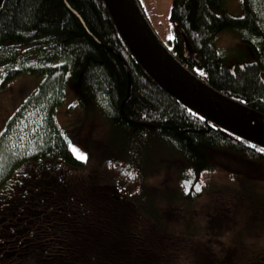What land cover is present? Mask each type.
I'll return each mask as SVG.
<instances>
[{"label": "trees", "instance_id": "trees-1", "mask_svg": "<svg viewBox=\"0 0 264 264\" xmlns=\"http://www.w3.org/2000/svg\"><path fill=\"white\" fill-rule=\"evenodd\" d=\"M242 1V15L233 17L225 12L223 0H173L169 19L174 38L162 43L202 82L264 114V49L252 46L259 62L231 66L212 41L228 28L244 29L248 39L264 36L254 0ZM24 71L40 77L0 134V237L12 239L9 251L14 252L13 262L1 252L0 261L16 264L22 257L29 264H128L127 251H118L127 238L154 246L151 237L161 245L167 234L189 240L201 230L210 231L203 234L213 239L210 252L215 253L229 225L213 223L203 229L183 222L181 211L206 191L204 185L197 192L196 182L226 168L217 163L231 156L252 163L250 168L259 166L249 176L233 173L249 217L231 241L257 249L247 257L248 264H264V151L259 150L264 146L218 125L163 89L130 52L103 0H1L0 86ZM68 78L78 82L75 102L86 112L73 116L74 134L94 111L111 130L107 146L117 155L101 164L95 158L89 162L91 141L88 159H77L56 120ZM18 89L21 94L23 88ZM19 119L27 125L21 131L14 128ZM154 173H165L170 185H152ZM121 174L130 178L134 191L130 183L116 181ZM184 184H190L187 190ZM223 184L217 180L207 193L219 192ZM63 187L68 188L65 194ZM125 189L131 193L126 195ZM43 199L49 201L53 229L38 234L31 225L37 215L32 206ZM128 219L134 226L129 235ZM8 224L17 229H8ZM32 245L47 247L44 258L39 255L43 248L31 250ZM132 261L159 264L160 259ZM196 264L216 262L206 253Z\"/></svg>", "mask_w": 264, "mask_h": 264}, {"label": "rangeland", "instance_id": "rangeland-1", "mask_svg": "<svg viewBox=\"0 0 264 264\" xmlns=\"http://www.w3.org/2000/svg\"><path fill=\"white\" fill-rule=\"evenodd\" d=\"M137 2L142 10V13L148 20L150 26L153 28L159 39L161 41H166L167 37L171 34L169 18L173 0H137ZM254 3L257 10L258 19L259 21H261L260 23H263L264 0H254ZM223 6L225 8V12L233 17H240L244 9L242 0H223ZM247 34L248 32H246L244 29L228 28L227 30H223L222 32L218 33V35L213 38L212 41L215 43L217 51L219 52L223 60L226 61V63L234 66L236 64L246 63L251 60H257L259 62L260 57H256V59H254V51L252 46H255L258 49H264V36L252 35L251 38L248 39ZM250 42L255 44L252 45ZM39 77V75L32 74L29 71H24L21 72L15 79L5 83L4 86H0V134L5 127L6 120L10 118V115L14 113L15 110H17V105H19L22 96L28 94L36 86V83L39 82ZM18 88H23L21 90V94H19ZM77 92L78 82L76 80L68 78L66 82V96L64 102L56 109V120L58 121L60 127L63 129L72 150L73 148L78 149V151L85 153L88 159L87 149L89 147V142L91 141V144L93 143L95 148L92 147V150H90L92 151V154L89 158V162L94 160L95 158L97 162L101 164L103 163L105 158L113 157L115 154L117 155V153H113L112 151H110L109 146H107L108 143L106 141V136L110 135L107 133V130L109 131L110 128L106 123H104L101 114H99V111H94L89 115L90 117L85 120V123L82 124V129L74 134L73 128L77 124L76 122L72 121L73 116L80 113L84 115V113H86L84 109L81 108L82 106L75 102ZM25 127H27V125L22 123L19 119L16 122L14 128H19V130L21 131ZM19 139H21L22 141V137H19ZM107 150H109L110 152H107ZM75 155L77 156L76 153ZM135 155L139 154L135 152ZM223 159L224 160L222 163L217 164L226 168H218L216 169V173L211 172L207 176L203 177V179L201 178L198 182H196L195 188L199 187L200 189H205V185L208 186L206 188V191H204L202 195H200L189 207H185L183 208V211H181L183 216L185 215L181 218L183 222L185 221L188 224L192 222V225H200L203 229L209 228V225L213 223H219V225H221L220 227L229 225V230L226 234V238H224L223 241L219 244L220 248L218 247L219 249H217L215 253L210 252L212 251L210 249V246L213 243V239L211 240L208 237H204V230H201V234L194 235L189 240L179 237L178 235L167 234V236H165V241H163L161 245V240H159L157 237H151L152 239H154V246L148 243L139 244V239L137 238H127L126 241H121L118 244V251L120 250V248L125 252L127 251V257H129L130 259L128 264H132V260L134 259L148 260L153 256L155 257V259L156 257L160 259L159 264H196L206 253L211 256L213 262H216V264H244V262L248 260L247 257H249L251 253L256 252V248L253 250L251 247L241 246L239 244L233 243L231 241V238H235L239 235L237 230L244 226L246 220L249 217L242 196L236 193L237 182L234 179V174L249 176L248 172L249 174H252L256 167L259 166L250 168L247 165H250L252 163H249L247 161L244 163L240 159L234 161L235 158H232L231 156H227ZM226 160L234 161L233 165L226 162ZM150 173L152 174V172ZM147 175L145 180L150 179V176ZM159 175L160 178H157L159 177ZM159 175H154V177L156 178H154V180H151L152 185L159 186V184L162 183L166 186L170 185L168 183L169 179L165 177V173L164 175L162 173H160ZM63 177L64 175L61 174V176L58 178L63 181ZM262 177H264V174L262 175ZM74 179L76 180V178ZM227 179L228 181H226ZM217 180L224 182L222 189L214 194L207 193L208 188L216 183ZM116 181H122V183L126 185L130 183V178L121 174L120 176L116 177ZM130 184L133 186L131 187V189L134 191L133 188H135L136 186L132 183ZM184 186L187 190L190 184H184ZM66 190H68V188L62 189L61 193L65 194ZM128 193H131V191L128 192L125 189V194L128 195ZM121 194L122 192H119L118 195L121 196ZM66 195H68V193ZM122 198L125 199V195H123ZM41 200L33 202L32 209L34 210V214L37 213V215L33 216L31 225L32 229H34L38 234H46L49 233L50 229H53L50 226V218L52 215L50 214L51 209L49 206V201H45L44 199V201ZM119 202L121 203L122 201ZM127 221H129V219ZM134 222H136V220ZM142 224L146 225L144 221H142ZM231 225L235 226L232 228ZM128 226L129 227H127L126 230L128 231L127 234L129 235L133 232L132 230H134V226L130 221L128 222ZM8 229L14 230L17 228L12 224L8 227ZM29 231H31L30 228L28 230L25 229V235H29ZM146 232L149 233L147 229ZM204 232H206L207 234L210 233V231ZM2 240L3 237L1 236L0 252L2 253V256H7L6 260L9 259V261L13 262V257L11 256L12 254H14V252L10 253L9 251V249L12 250V248L10 247L12 239H4V241ZM42 243L45 244L46 241ZM213 245L214 248H216V245H218V243L214 242ZM57 247L59 249L61 246L58 245ZM166 248L169 249L166 250ZM32 249H36L37 251L42 250L39 253L41 257L47 247L32 245L31 250ZM118 251L114 249V252ZM42 258H44V255ZM26 260L27 259L23 260V258L20 257L16 264H29L26 262ZM0 264H5V262L0 261Z\"/></svg>", "mask_w": 264, "mask_h": 264}, {"label": "water", "instance_id": "water-1", "mask_svg": "<svg viewBox=\"0 0 264 264\" xmlns=\"http://www.w3.org/2000/svg\"><path fill=\"white\" fill-rule=\"evenodd\" d=\"M103 1L130 52L163 89L218 125L264 146L263 113L221 94L190 73L159 39L137 0Z\"/></svg>", "mask_w": 264, "mask_h": 264}, {"label": "snow or ice", "instance_id": "snow-or-ice-1", "mask_svg": "<svg viewBox=\"0 0 264 264\" xmlns=\"http://www.w3.org/2000/svg\"><path fill=\"white\" fill-rule=\"evenodd\" d=\"M173 38H174V37H173L172 35H169V36L167 37V39H168L169 41H171ZM201 75H204V73L202 72ZM259 150H260V151H264V149H259ZM73 152L77 154V159H80V160H85V159H87L86 154L83 153V152H81V151H78V149L73 148ZM129 174L131 175V173H129ZM196 191L199 192V191H200V188L197 187V188H196Z\"/></svg>", "mask_w": 264, "mask_h": 264}]
</instances>
